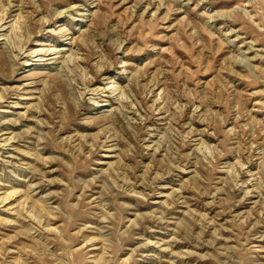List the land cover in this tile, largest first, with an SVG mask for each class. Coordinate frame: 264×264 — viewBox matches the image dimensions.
Wrapping results in <instances>:
<instances>
[{
    "label": "rangeland",
    "instance_id": "obj_1",
    "mask_svg": "<svg viewBox=\"0 0 264 264\" xmlns=\"http://www.w3.org/2000/svg\"><path fill=\"white\" fill-rule=\"evenodd\" d=\"M0 264H264V0H0Z\"/></svg>",
    "mask_w": 264,
    "mask_h": 264
}]
</instances>
